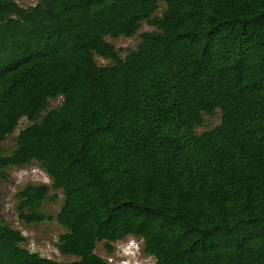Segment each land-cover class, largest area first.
<instances>
[{"label": "trees", "instance_id": "1", "mask_svg": "<svg viewBox=\"0 0 264 264\" xmlns=\"http://www.w3.org/2000/svg\"><path fill=\"white\" fill-rule=\"evenodd\" d=\"M143 22L120 58L105 37ZM33 161L63 195L58 250L77 259L0 221V264H107L97 242L130 235L156 264H264V0H0V169ZM48 192L20 189L18 217L51 219Z\"/></svg>", "mask_w": 264, "mask_h": 264}, {"label": "rangeland", "instance_id": "2", "mask_svg": "<svg viewBox=\"0 0 264 264\" xmlns=\"http://www.w3.org/2000/svg\"><path fill=\"white\" fill-rule=\"evenodd\" d=\"M23 7L37 3V0H16ZM164 7L159 2V9L153 15H159ZM153 27L143 22L140 29L131 37L119 36L113 38L106 36L105 40L115 47L119 57L124 58L129 50L136 47L140 40V33L150 31ZM94 60L99 66H107L112 63L108 58L93 54ZM62 101L61 97L48 99V109L58 106ZM221 113L216 109L213 114H202L203 122L196 127V133L209 130L217 126L221 121ZM32 122L27 118H22L14 134L8 136L1 146L10 151L14 146V137L19 129L30 125ZM27 184H46L49 187L48 198L44 201L41 211L50 216L51 219L26 223L18 217L16 197L17 192ZM56 198H53V196ZM63 200L61 191L51 187V179L42 170L36 161L27 164H18L8 168L0 169V221L5 222L10 227L19 230L25 238L22 243L31 251L39 252L42 256L56 261L69 262L77 259L71 254H62L58 250V237L64 232V228L59 225L54 217L59 211ZM106 242L99 241L95 247V253L104 258L107 264H156L153 256L147 255L143 251V240L135 236H126L117 241L111 242V251L106 249Z\"/></svg>", "mask_w": 264, "mask_h": 264}]
</instances>
